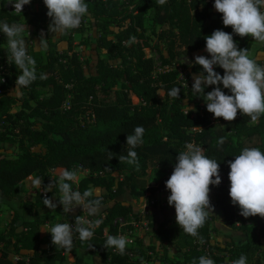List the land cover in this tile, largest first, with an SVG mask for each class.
<instances>
[{
	"label": "trees",
	"instance_id": "trees-1",
	"mask_svg": "<svg viewBox=\"0 0 264 264\" xmlns=\"http://www.w3.org/2000/svg\"><path fill=\"white\" fill-rule=\"evenodd\" d=\"M33 1L44 5L43 0L30 3ZM85 2L88 13L80 26L59 33L57 40L48 35L51 18L47 10L32 11L26 24L34 30L24 38L28 54L36 60L37 79L22 89L21 97H12L20 70L11 61L6 81L0 80V195L17 200L20 209L13 212L7 229L0 231V264H141L149 249L141 240H137L135 255L130 257L105 248L106 237L115 234L116 218L140 215L131 198L145 197L148 209H152L157 207V192L170 195L165 182L188 142L202 147L204 154L219 164L221 183L209 186L214 196L210 203L213 212L198 230L204 243L177 224L170 225L175 218L158 219L149 210L146 218L150 221L152 244L159 240L164 246L173 245L184 264H193L194 260L198 264L200 256L211 258L214 264H231L242 254L247 264H264V218L237 217V205L232 204L228 194V162L245 147L264 151V115L253 123L238 112L231 122L221 119L210 124L208 116L212 113L207 110L186 114L184 101L206 103L181 87L176 68L179 57L190 55L187 83L191 87L192 77L203 72L193 63V53L205 47L204 37L217 29L233 34L238 49H248L253 58L254 40L235 35L230 26H224L222 14L213 7L214 0H167L163 5L158 0ZM3 4L4 0L0 3V23H21L22 14L6 10ZM85 19L91 23L92 33L84 39L90 49L77 53L73 42L75 34L84 30ZM42 34L46 45L36 49L34 44H39ZM6 40L0 33V54L10 56ZM146 48L158 54L159 62L146 55ZM205 57L210 58L208 53ZM256 61L264 65V59ZM163 66L168 69L159 70ZM214 71L221 76L224 72L218 66ZM173 87L181 89L177 99L168 95ZM213 87H206L205 94ZM219 87L231 94L222 85ZM159 90L163 91L162 97ZM136 126L145 129L143 143L135 149L138 167L118 158L127 154L126 137ZM220 138L223 144L218 143ZM8 142L18 144L14 157L5 155L4 144ZM37 146L42 150L36 151ZM149 168L158 173L153 185L145 179ZM56 169L88 172L77 183H70L73 190L83 193L92 189L101 199L95 216L79 206L65 213L57 200L58 187L43 192L51 171ZM32 175L43 178L42 187L33 196L18 195L22 182ZM45 196L57 203L56 209L44 206ZM82 212L88 218L102 220L93 237L82 242L73 231L70 251L54 246L51 234L44 232V224L49 228L58 222L76 226V216ZM214 232H229L223 246L211 244ZM161 260L162 264H172L166 251Z\"/></svg>",
	"mask_w": 264,
	"mask_h": 264
},
{
	"label": "clouds",
	"instance_id": "clouds-1",
	"mask_svg": "<svg viewBox=\"0 0 264 264\" xmlns=\"http://www.w3.org/2000/svg\"><path fill=\"white\" fill-rule=\"evenodd\" d=\"M166 2L167 0H158L160 5ZM9 3L14 6L15 12L21 13L22 7L29 4L30 0H9ZM43 3L47 8V16L51 18L49 32L64 33L76 29L88 13L85 0H43ZM213 7L222 14L223 25L230 26L232 33L264 43V0H214ZM25 32V22L0 23V33L7 38V50L12 64L20 70L15 88L10 93L17 98L23 95L22 89L37 79L36 60L28 54L23 35ZM204 39L205 51L210 58L195 56L193 63L201 66L203 72L192 77L191 91L204 100L206 110L215 118L231 122L239 112L248 116L251 122H258L261 115H264V65L250 56L248 49H238L233 34L217 29ZM42 44L46 45L43 34L39 44L34 46L39 49ZM214 66L224 70L222 76L214 71ZM40 78H44L43 74ZM209 85L215 87L205 94L204 89ZM219 85L228 89L231 94H225ZM180 91L179 87H173L168 95L177 99ZM185 106L186 114L195 111L194 107ZM144 132L143 126H136L127 135V154H121L119 161L139 166L135 149L143 143ZM218 143L223 144L224 139L220 138ZM234 157V160L228 162V194L231 202L239 206V214L245 218L257 215L264 218V151L257 147H245ZM176 161L172 174L165 182V187L170 192L167 202L174 206L175 220L179 228L186 234L197 237L198 242L203 244V237L199 236L198 230L213 212L209 200V186H218L221 183L219 164L217 160L207 157L202 147L191 142L185 144V150L178 153ZM77 179L75 170L62 169L58 180H50L42 187L43 178L37 177L33 184L42 187L44 193L58 187L60 196L57 200L65 213L73 212L79 206L81 211L95 216L99 212L101 199L92 189L83 193L73 190L70 182H76ZM43 204L51 210L57 207V203L47 196L43 198ZM101 223V219L92 221L78 215L75 229L69 223L58 222L45 232L51 234L54 246L70 251L73 246V231L78 233L82 242L88 241ZM129 243L123 235H108L104 247L114 248L123 255ZM193 264H197V261L194 260ZM198 264H214V261L207 256H200ZM231 264H247V257L242 254Z\"/></svg>",
	"mask_w": 264,
	"mask_h": 264
},
{
	"label": "rangeland",
	"instance_id": "rangeland-1",
	"mask_svg": "<svg viewBox=\"0 0 264 264\" xmlns=\"http://www.w3.org/2000/svg\"><path fill=\"white\" fill-rule=\"evenodd\" d=\"M0 3H1V1H0ZM39 8H43V9L47 10L45 5H41L39 2H34L33 1L32 3L29 4L28 11L26 13L22 14V20H21L22 22L21 23L25 22L26 30H27V32H25L23 34L24 37L30 36L29 32L34 30V28L28 26L26 23H27V21H28V19L30 17L31 12L35 11V10H38ZM84 22H85L84 23L85 24L84 30L82 32H80V33H76L75 34V41L73 42L74 51H76L77 53H83V52L87 53V52H89V50H87V49H90L89 45L84 43V39L85 38H89L91 33H92L91 23H89V21L87 19H85ZM150 32H151V27L148 28L147 33L149 34ZM48 35L50 37H52L53 40H57L58 36H59V33L49 32L48 31ZM155 39L156 38L153 36L152 37V41H155ZM161 49H162L163 53H165V51L163 50L162 46H161ZM100 53H101L102 56L105 55V51L104 50H101ZM145 53H146L147 56H153L158 61V54L154 50L146 48L145 49ZM94 54H95L94 51L91 52V55H94ZM183 57H184V55H183ZM183 57L182 56L179 57V61L177 59L178 64H176V68L178 70H180V77L182 79H185V77H186L185 76L186 69H184V67L188 65L189 59L188 58H183ZM116 62L117 61L112 62V63H116ZM91 63H93V60H92ZM158 94H159L160 97L163 96L162 91H158ZM199 104H200L199 102H193L192 103V107H194L195 110L200 111L201 106ZM184 109H186V106H185ZM17 145H18L17 142L5 143L4 144L5 155L7 157H14L17 154V152H18V146ZM34 149L36 151H41L42 150L39 146L35 147ZM61 170L62 169H56V171L52 170L51 174H50V180H53V181L58 180V176H59V173H60ZM77 174H78V179H77V181H78L81 177L86 176L88 174V172L83 173V171H77ZM30 177H32V179H35L34 175H32ZM30 177H28L25 180L26 182H24V187L27 188V189L29 188V190L21 188L20 190L17 191L18 195H25V196H30L31 195V196H33L35 191L40 188V187L32 186V183L30 182V180H31ZM157 177H158L157 171L154 168H149L147 176L145 177V179H146V181L149 184H151L152 182L156 181ZM77 181L74 182V183H77ZM162 193H164V192H162ZM210 194H211V199L213 200L214 196H213L212 189H210L209 197H210ZM168 196H169L168 194L164 193V196H160V194H159L157 196V198L159 197L158 199L160 200V203H162L163 201L167 202V197ZM17 204H18L17 200L5 198L4 196L0 195V231L5 230V228L7 229V227H8L7 224L12 219L13 212L15 210H19L20 211V209H18V207H17ZM236 209L240 210L238 205L236 206ZM81 216L87 217L85 215V213H83V212H82ZM43 228H44V232L48 231L49 230V225L48 224H44ZM223 239L224 238H223V236L221 234L215 235V236L212 235V237H211L212 244L213 245H218V246H223L224 245L225 242L222 241ZM23 253H24V251H23ZM171 253H172V261L177 262V263H181V264L183 263L182 260H181L182 258H181L180 254L178 253V251L176 249H174ZM157 254H158V256L156 258L158 260L162 261L161 260L162 259V255H163L162 252H159ZM72 261H73V258L71 259V262Z\"/></svg>",
	"mask_w": 264,
	"mask_h": 264
},
{
	"label": "built area",
	"instance_id": "built-area-1",
	"mask_svg": "<svg viewBox=\"0 0 264 264\" xmlns=\"http://www.w3.org/2000/svg\"><path fill=\"white\" fill-rule=\"evenodd\" d=\"M0 1H2V0H0ZM90 1H94V0H90ZM101 1H105V0H101ZM29 4L24 5L22 7L21 13L15 12L14 6L11 3H9V0H4L3 7L6 10H8L14 14H24L28 11ZM28 37H30V36H28ZM10 66H11L10 56H5V55L0 54V77H1L0 80L2 82L6 81L5 75L9 74ZM160 69H168V66L159 67V70ZM178 71H179L178 81H179L181 87L187 91H190L191 87H189V85L187 83L188 72H185L186 77H185V79H182L180 77V70H178ZM221 119H223V118H215L213 116V114L208 116V120H209L210 124H215L218 121H220ZM223 121L228 122L225 120H223ZM191 143H193V142H191ZM239 213H240L239 210L236 209V216L237 217H240ZM147 215H148V212H146L145 210H142L140 215L137 217L130 215L128 217H118L113 221V226L115 227V234L113 236L123 235L130 241V243L127 245V247L125 249V253L127 255H129L130 257L135 255V249L137 247V244H136L137 240L142 241V239L149 234V231L151 228H150V221L146 218ZM84 218L94 221L93 219L88 218V217H84ZM237 224H238V222H237ZM73 228H75V226H73ZM104 234L107 235V229H104ZM115 252L120 254L116 249H115ZM145 255L146 256H145V258L142 259L141 264H160V260H158L156 258L158 256L156 251L146 249Z\"/></svg>",
	"mask_w": 264,
	"mask_h": 264
},
{
	"label": "crops",
	"instance_id": "crops-1",
	"mask_svg": "<svg viewBox=\"0 0 264 264\" xmlns=\"http://www.w3.org/2000/svg\"><path fill=\"white\" fill-rule=\"evenodd\" d=\"M250 38L251 37L247 36V39H250ZM253 51L255 52L254 53L255 54V59L263 61V59H264V43H260V42H257V41L254 40ZM163 54H165V53H163ZM196 55L206 56L207 52L205 51V47L196 50L193 53V57L195 58ZM183 58H188L189 59L188 65L184 67V69H186V72H189L191 64H192L190 55H184ZM178 61H179V58H178ZM159 91H162V90H159ZM190 92L192 94H194L191 90H190ZM162 94H163V91H162ZM192 103L193 102L184 101V106L187 105L188 107H192ZM199 103H200L199 105L201 106V109H200V111H198V110L192 111L193 115L202 114V112L206 110V106H204L201 102H199ZM54 171H56V170H54ZM85 172H87V171L86 170L83 171V173H85ZM30 178H31L30 182L32 183V186H34V184H33V180L34 179H32V177H30ZM24 182H26V181H24ZM24 182H22L21 186L23 187V189H27V188L24 187ZM154 183L155 182H152L151 185H153ZM27 190H29V188ZM159 194H160V196H164V193H162V191L157 192L156 198H155L154 201L156 202V205H157L158 208L156 207V208L148 209L145 197H133V198H131V202H132V204L134 205V207L137 210H140L139 212H141L142 210H145L146 212L149 213L150 212L149 210H152L151 212L153 213V216L158 218V219H162V217L175 218V209H174V207L170 206L166 201H163L162 203H160V200L158 199L159 197L157 198V196ZM209 200H210V203L213 201L211 199V194H210ZM160 206L164 207V209L163 210L160 209ZM216 214H217V212H216ZM175 224H177L176 220H174L173 222L170 223V225H175ZM219 234H221L223 236V238H224L222 240L223 242L228 240L229 237L227 238V235H230L229 232H228V234H224L222 232L221 233L214 232L212 235L215 236V235H219ZM224 235H226V236H224ZM234 237L237 238V236H234ZM142 243H143V245L146 248L149 247V249L153 245L152 246L153 249H150V250H154L157 253L162 252V254H163V251H166V254L171 259V263L172 264H181V263H177V262L172 261V253L171 252L175 249L173 245L164 246L165 244L161 243L159 240L156 241L154 244H152V235H150V234H148L147 236H145L142 239ZM211 244H212V241H211ZM25 253H27V252H25ZM162 263L163 262L160 261V264H162Z\"/></svg>",
	"mask_w": 264,
	"mask_h": 264
}]
</instances>
